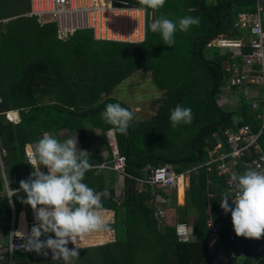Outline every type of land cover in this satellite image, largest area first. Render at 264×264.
<instances>
[{"label":"trees","instance_id":"16d2710c","mask_svg":"<svg viewBox=\"0 0 264 264\" xmlns=\"http://www.w3.org/2000/svg\"><path fill=\"white\" fill-rule=\"evenodd\" d=\"M124 1L140 5L138 0ZM170 1L181 4V7L162 8V11L174 12V8H186L188 11L183 12L187 15L184 16L200 20L188 36L189 54L183 55L190 70L186 80L177 86H168L162 80L161 67L154 60L149 43L152 32L149 23L146 40L139 44L96 41L88 29L75 30L67 40L61 41L57 39L54 22L41 24L36 17L28 18L31 26L16 28L14 22L18 17L0 23L1 28L4 27L0 31V51L8 57L6 60L0 58V147L5 150L3 166L0 165V227L3 230L7 231L12 225L13 210L16 218L22 211L21 219L23 211L30 217L32 209L22 203V199H26L22 191L9 200L3 172L8 186L16 189L23 176L31 171L24 145H34L45 134L53 135L60 141L72 135L77 136L78 147L90 154L89 162L94 166L85 174L83 182L101 194L102 209L114 211V219L109 222L114 230V240L106 242L110 240L109 231L103 230L85 237L80 247L102 244L83 247L97 249L95 255L88 252L82 257L83 264H92L96 258H101L103 264H264V237L257 240L235 234L234 240L229 241L231 213L225 214L221 209L220 197L227 194L231 199L233 194L227 190L222 179L214 171L209 172L206 166L209 151L216 145L213 134L220 135L222 129L232 123L228 118L231 113L221 109L216 100L223 83V66L231 52L223 53L218 47H208L207 42L217 32L230 30L233 18L240 11L253 10L256 0H217L216 3L211 0H185L183 4L180 0ZM147 9L150 21L151 9ZM4 18L0 17V20ZM33 27L42 28L46 35L48 32L53 34L57 42L66 43L68 55L49 58L30 48L23 40L26 32ZM101 43L124 44L127 48L117 52L110 48L102 52L99 49ZM206 49L213 50L212 56H207ZM140 69L151 71L153 79L165 90V94L151 106L152 115L133 119L128 134L122 135L105 123L100 114L109 103H120L132 112L124 100L111 95V92L132 72ZM177 105L191 108V124L172 127L170 114ZM9 109L19 111L18 123L7 121L1 113ZM252 118V112L245 105L241 123L251 122ZM109 128L114 129L119 153L125 157L126 172L131 176L124 178L123 195L116 193L111 185L115 181L112 172L100 169L97 173L96 166L112 160L105 138ZM163 164L171 165L177 173L191 171L185 196L178 202L174 190H168L170 196H167L168 191L144 184L143 190L137 191L138 181L135 179L147 178L145 167ZM211 177L213 182L209 184ZM152 191L157 198L165 201L164 222H161L163 216H156V209L149 204L154 199ZM209 209L211 215L221 221L222 230L215 250L221 249L228 254L223 261L208 247L211 238L206 228ZM111 213L100 210L106 220ZM176 221L192 225L194 236L190 241L178 240ZM49 235L54 237V234ZM79 258L72 264H82ZM12 260L13 264H64L63 260L48 263L40 254H26L20 250L13 252Z\"/></svg>","mask_w":264,"mask_h":264},{"label":"built area","instance_id":"2783aa9c","mask_svg":"<svg viewBox=\"0 0 264 264\" xmlns=\"http://www.w3.org/2000/svg\"><path fill=\"white\" fill-rule=\"evenodd\" d=\"M216 3L217 0H211ZM122 5H114L113 0H28L29 8L27 15L38 18L41 23L54 21L57 26V35L60 39H66L75 29H90L94 40L113 41L119 43L139 44L146 40L147 35V9L141 5L129 4L121 0ZM208 47L226 48L230 51L223 66V83L221 89L227 107L241 111L242 104L248 103L253 112L251 122L240 123L234 121L224 127L221 134H213L216 139L215 147L209 151V160L206 162L209 172H213L222 179L223 184L235 198V183L231 180L233 174H243L249 169L264 173V0H256L253 10L240 11L233 18L230 30L217 32L208 42ZM1 102V98H0ZM7 121L14 124L20 121L19 111L9 109L4 112ZM106 143L112 154V160L99 166L101 169L112 172L116 181H121L119 190L123 193L124 178L126 173L125 158L120 155L115 132L112 128L105 132ZM1 145V144H0ZM32 144L24 145V152L29 162V154L33 153ZM5 150L0 147V165ZM33 170V169H32ZM146 179H137L139 188L144 184L150 188L160 190H177L179 180L182 179L184 193L188 188L189 174L191 171L177 173L169 164L159 166L147 165ZM30 173L23 176L26 180ZM213 179L209 180L212 184ZM138 192L139 189L137 188ZM140 191V192H141ZM213 196L212 193L209 194ZM154 199L149 204L154 206L158 217L166 215L163 199ZM230 205H235L230 200ZM206 220V228L215 244L219 242L221 221L211 215ZM26 222L24 230L20 225L11 227L8 235L10 259L8 264H13L11 252L21 250L23 241L17 232L28 234ZM232 233L229 241H233L235 232L231 225ZM175 233L181 242H188L194 236L192 225L187 222H175ZM209 239V241H210ZM208 241V242H209ZM264 242V239H263ZM50 255L51 258L48 256ZM46 258L52 259L51 251L48 250ZM216 256L221 261L228 258Z\"/></svg>","mask_w":264,"mask_h":264},{"label":"clouds","instance_id":"9594fccd","mask_svg":"<svg viewBox=\"0 0 264 264\" xmlns=\"http://www.w3.org/2000/svg\"><path fill=\"white\" fill-rule=\"evenodd\" d=\"M117 1L121 2V0ZM138 2L140 5L145 6L146 9L149 8L155 12L164 7L166 0H138ZM25 14L27 15V13ZM148 23H150L149 20ZM199 23L198 17L184 16L179 18L178 22H174L162 15L152 21L150 28L153 33L161 35L164 44L172 48L175 43L174 37L178 30L187 32L190 27L199 25ZM74 31L66 39H60L57 35L56 26L57 39L65 41ZM219 50L223 53L227 51L226 48ZM219 95L226 103L221 87ZM245 105H248L251 111L250 105L248 103L242 104L244 107ZM228 108L229 110L227 111L231 113L229 114L231 119V109L234 111L238 110ZM241 111L243 115V110ZM100 115L105 123L113 126L122 135L128 134L131 122L134 119V114L129 109L122 107L120 103L107 104ZM192 120L193 113L191 108L177 105L171 111L170 122L174 128L181 124H191ZM33 146L34 151L29 154L28 162L31 168L30 175L26 180H21L16 189L8 186L3 172L5 189L9 200L11 201V197L18 196L19 191H22L26 196V199H22V203L30 205L32 208L30 219L23 211L25 219H27L26 222H29L27 225L28 234L17 232L23 241L20 248L30 253L20 251L26 254L35 252L47 256L48 250H50L53 261L63 260L64 264H72L75 259L79 258L81 241L88 235L101 230H111L112 239L110 241L114 240V230L109 226V222L114 219V211L110 208H103L113 211V216L107 220L102 217L100 214L102 209L101 194L83 182L85 174L91 171L94 166L89 162L90 154L78 147L77 136L60 141L53 135L45 134ZM43 166L47 168L46 173ZM96 167L98 173L102 166ZM231 180L235 183L237 190L235 198L230 199L227 194L221 195L220 207L225 214L231 213L232 225L236 236L257 240L264 237V173L249 169L240 175L233 174ZM143 188L144 185L142 190ZM115 191L120 194L117 189ZM124 191L125 187L123 193ZM174 191L177 197V190ZM229 200L235 205L234 208L230 206ZM20 213L16 218L14 210L12 211L11 227L16 228L17 224L20 225ZM30 225H33V227L29 233ZM11 227L7 231L0 227V239L3 236L7 237V244ZM50 233L54 234V237L49 235ZM42 236L46 237V239L42 240ZM7 244H0V260L2 264H8L10 259L9 244ZM70 244L73 245L71 249L69 248ZM4 251L7 253V260L5 261L4 256L1 254ZM14 251L11 252V258Z\"/></svg>","mask_w":264,"mask_h":264},{"label":"rangeland","instance_id":"374dc122","mask_svg":"<svg viewBox=\"0 0 264 264\" xmlns=\"http://www.w3.org/2000/svg\"><path fill=\"white\" fill-rule=\"evenodd\" d=\"M180 2L183 4L185 0H180ZM178 5L174 1L166 0V3L163 8H167V7L173 8V7H178ZM179 6L181 7V4ZM161 9L155 11L157 18L162 16L164 13L165 15L163 16H165L170 20H173L174 22H178L180 17L179 15L181 13H183L182 17H184V15H187L184 14L183 11H188V9L186 8H180V9L174 8L175 9L174 12L169 10L162 11ZM27 10H28V0H0V17L9 16L15 13H24L27 12ZM151 11L153 10L151 9ZM170 12H172V14H170ZM12 19H16V18H11L9 20ZM29 20L30 19L21 15L17 18V21L14 22L15 27L18 28L20 25L31 26V22ZM6 21L1 20L0 23H5ZM1 30H4V27L1 28L0 25V31ZM193 30H194L193 26L190 27V29L187 32H181L178 30L175 34L174 37L175 43L172 46V48L163 43L161 35L159 33L151 32L149 43L151 45L153 57L156 63L161 67V72H162L161 77L163 82L168 86H177L182 84L186 80L185 76L187 72L190 70V68L186 65V58L183 57V55L189 54L188 50L190 48V37L188 36L192 34ZM22 34L23 32H21V36ZM182 34L186 35L187 37L182 36ZM24 37L25 38L23 41H25L30 48H33V50L39 52L40 54L42 53L44 56H47L49 58H55V56L66 57L68 55V49L66 43L57 42L53 34H50V32H48V35H46L45 31L42 28L33 27L26 32V35ZM99 47H100L99 49H101L102 52L110 48H113V52H117L118 50H123L127 48V46L124 44L106 45L103 43H101ZM212 51H213L212 49L205 50L207 56H210V54L212 56ZM0 58H2V60L8 59L7 55H5V53L3 54L2 50L0 51ZM164 94H165V90L158 86L155 79H153L152 72L151 71L145 72L142 69H140L139 71L132 72L111 92V95H114L119 99L124 100L131 107L132 113L134 114V120L143 119L152 115L154 112L151 109V106H153V103L157 101V99L161 98ZM216 100L221 109L229 110V108L226 107L224 100L219 94L217 95ZM231 111H232V115H231L232 121L242 120L243 117L242 111H234L232 109ZM96 132L97 134H99V130H97ZM72 137L74 138L75 136ZM214 138L217 139L218 136H215ZM121 184H122L121 181H114L113 184L111 183V185L115 188V190L117 189L120 192V194L123 195L119 190ZM137 188L139 189L140 192L141 188H139V185ZM153 195H154V191L151 192V196ZM111 217H112V213H111ZM164 217L165 216L161 217L163 218L161 219V222H164ZM174 221L175 220L173 219V222ZM32 227L33 225L29 226V228ZM109 238L110 239L112 238L111 231H109ZM214 242L215 240L210 239V241L208 242V247L213 251V253H216L217 257L220 256V258H224L226 256L224 255L225 253H223L221 249L215 250ZM0 244L2 245L7 244V237L3 236L0 239ZM72 246L73 245L70 244L69 248L71 249ZM90 246L94 247L93 245H84L83 247H90ZM88 252H90L91 255H95L97 249L96 248L80 249L79 260L81 259L82 264H83L82 257L86 256ZM40 256L45 257L42 254H40ZM48 256L51 258L50 255ZM3 258L4 261L7 260L6 251H4ZM46 260L48 261V263H52L49 261H53L52 259L49 258H46ZM100 260L101 258L100 259L96 258L92 264H103L102 260L101 261ZM0 264H2L1 260H0Z\"/></svg>","mask_w":264,"mask_h":264},{"label":"crops","instance_id":"0c3cea01","mask_svg":"<svg viewBox=\"0 0 264 264\" xmlns=\"http://www.w3.org/2000/svg\"><path fill=\"white\" fill-rule=\"evenodd\" d=\"M28 8H29V3H28ZM28 11V10H27ZM25 13H27V12H24V13H15V14H12V15H9V16H4L5 18L4 19H2L3 21H8L9 19H11V18H17V17H19V16H24V17H26V18H30V16H28V15H26ZM1 21V20H0ZM39 21V20H38ZM41 24H43V23H41ZM243 108H244V106H242V110H243ZM57 138V137H56ZM58 139V138H57ZM44 167V166H43ZM44 172L46 173L47 172V168L46 167H44ZM184 185H183V188H181V189H179L178 191H177V202L178 201H180L181 199H183L184 198ZM183 192V196L182 197H180L181 196V193ZM167 196H170V194H167ZM168 199H170V198H168ZM172 199H173V197H172ZM101 210H105V209H101ZM106 211H110V212H112V216H113V211H111V210H106ZM25 223H26V219H25V214H24V216L20 219V230H24L25 229ZM111 231V230H110ZM112 239V238H111ZM110 239V240H111ZM109 241V240H108ZM2 254V256H4V253H1Z\"/></svg>","mask_w":264,"mask_h":264},{"label":"water","instance_id":"95a60500","mask_svg":"<svg viewBox=\"0 0 264 264\" xmlns=\"http://www.w3.org/2000/svg\"><path fill=\"white\" fill-rule=\"evenodd\" d=\"M123 3L122 2H120V1H117V0H115L114 1V5H118V6H120V5H122ZM154 19H156V12H154V11H151V14H150V25H151V23H152V21L154 20ZM213 101L215 102V100L213 99ZM228 118H229V116H228Z\"/></svg>","mask_w":264,"mask_h":264},{"label":"bare ground","instance_id":"6f19581e","mask_svg":"<svg viewBox=\"0 0 264 264\" xmlns=\"http://www.w3.org/2000/svg\"><path fill=\"white\" fill-rule=\"evenodd\" d=\"M183 188V183H182V179L180 178L179 180V186H178V190Z\"/></svg>","mask_w":264,"mask_h":264}]
</instances>
